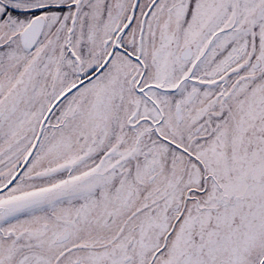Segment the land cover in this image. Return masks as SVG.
Returning <instances> with one entry per match:
<instances>
[{"label":"snow or ice","instance_id":"1","mask_svg":"<svg viewBox=\"0 0 264 264\" xmlns=\"http://www.w3.org/2000/svg\"><path fill=\"white\" fill-rule=\"evenodd\" d=\"M0 264H264V0H0Z\"/></svg>","mask_w":264,"mask_h":264}]
</instances>
